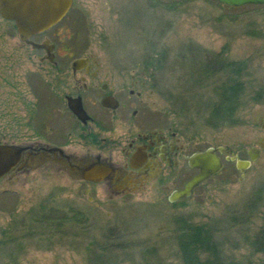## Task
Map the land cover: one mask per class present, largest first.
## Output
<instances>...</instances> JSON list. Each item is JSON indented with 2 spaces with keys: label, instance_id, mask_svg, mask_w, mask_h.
Returning <instances> with one entry per match:
<instances>
[{
  "label": "rangeland",
  "instance_id": "obj_1",
  "mask_svg": "<svg viewBox=\"0 0 264 264\" xmlns=\"http://www.w3.org/2000/svg\"><path fill=\"white\" fill-rule=\"evenodd\" d=\"M67 23V37L57 39L65 59L92 56L111 71L131 67L147 81L151 107L165 112L190 150L224 146L246 158L264 142V5L76 0ZM14 29L0 17V33ZM26 50L18 36H0V141L16 145L32 136L31 128H16V113H25L16 94L28 93L24 76L38 54ZM242 62L235 121L219 124L212 115L230 76L227 64ZM257 147L244 174L224 154L223 170L178 203L168 199L170 186L154 183L130 195L98 184L90 201L67 174L31 169L20 181L6 177L0 264H184L185 221L210 228L223 264H264V149Z\"/></svg>",
  "mask_w": 264,
  "mask_h": 264
},
{
  "label": "flooded vegetation",
  "instance_id": "obj_2",
  "mask_svg": "<svg viewBox=\"0 0 264 264\" xmlns=\"http://www.w3.org/2000/svg\"><path fill=\"white\" fill-rule=\"evenodd\" d=\"M75 3L58 24L26 40L15 21L0 13L15 28L1 30L0 36H18L21 49L34 55L38 52L24 76L28 93L16 94L25 103V113H16V128H31V140L18 144L25 147L21 162L0 180L15 175L20 181L31 169L38 174L46 170L78 181L90 201L94 200V186L104 183L122 195L136 193L151 183L157 188L170 186V200L171 194L197 173L189 158L198 151L190 150L189 140L169 124L164 111L151 107L147 81L136 76L134 70L131 73V67L119 66L111 71L92 56L65 59L67 54L60 52L57 39L62 42L67 37L71 24L65 21ZM80 59L86 61H77ZM4 80L13 86L19 84L16 77ZM77 109L84 110L82 117ZM257 146L264 149V142L247 150L246 158L231 151L251 161L249 169L259 157ZM189 169L195 173L187 176ZM96 177L101 179L94 180Z\"/></svg>",
  "mask_w": 264,
  "mask_h": 264
},
{
  "label": "water",
  "instance_id": "obj_3",
  "mask_svg": "<svg viewBox=\"0 0 264 264\" xmlns=\"http://www.w3.org/2000/svg\"><path fill=\"white\" fill-rule=\"evenodd\" d=\"M74 0H0V13L6 19L14 20L23 39H27L35 33H39L58 24L69 12ZM228 6H243L247 4L264 5V0H218ZM80 62L86 59L77 60ZM82 111L76 110L82 117ZM25 147L0 143V179L15 169L21 162ZM227 155V160L236 161L240 171L247 169L251 161L240 159L229 148L224 146L208 147L205 150L195 152L190 158V166L198 169L185 185L175 190L170 200L178 201L181 198L190 197L195 188L211 177L218 175L224 168L222 155ZM252 157V160H255ZM102 177V176H101ZM96 177L94 180H100Z\"/></svg>",
  "mask_w": 264,
  "mask_h": 264
},
{
  "label": "trees",
  "instance_id": "obj_4",
  "mask_svg": "<svg viewBox=\"0 0 264 264\" xmlns=\"http://www.w3.org/2000/svg\"><path fill=\"white\" fill-rule=\"evenodd\" d=\"M227 68L230 76L228 82L222 87L219 103L212 115L213 119L222 125L235 121L234 115L240 103L239 97L244 89L240 75L244 71L245 64L243 62L238 65L229 63ZM179 244L184 264H223L213 233L206 225L183 222Z\"/></svg>",
  "mask_w": 264,
  "mask_h": 264
}]
</instances>
